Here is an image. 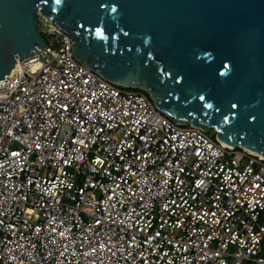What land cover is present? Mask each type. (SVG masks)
Listing matches in <instances>:
<instances>
[{
	"label": "built area",
	"instance_id": "built-area-1",
	"mask_svg": "<svg viewBox=\"0 0 264 264\" xmlns=\"http://www.w3.org/2000/svg\"><path fill=\"white\" fill-rule=\"evenodd\" d=\"M43 20L0 88V264H264V157L176 125Z\"/></svg>",
	"mask_w": 264,
	"mask_h": 264
},
{
	"label": "water",
	"instance_id": "water-1",
	"mask_svg": "<svg viewBox=\"0 0 264 264\" xmlns=\"http://www.w3.org/2000/svg\"><path fill=\"white\" fill-rule=\"evenodd\" d=\"M40 16L106 81L264 157V0H0V88L43 51Z\"/></svg>",
	"mask_w": 264,
	"mask_h": 264
},
{
	"label": "rangeland",
	"instance_id": "rangeland-1",
	"mask_svg": "<svg viewBox=\"0 0 264 264\" xmlns=\"http://www.w3.org/2000/svg\"><path fill=\"white\" fill-rule=\"evenodd\" d=\"M46 25V23L44 22V20H43V17H39V19H38V22H37V25H36V28H37V31H41V29L44 27ZM214 132L213 131H211V136H212V134H213Z\"/></svg>",
	"mask_w": 264,
	"mask_h": 264
},
{
	"label": "trees",
	"instance_id": "trees-1",
	"mask_svg": "<svg viewBox=\"0 0 264 264\" xmlns=\"http://www.w3.org/2000/svg\"><path fill=\"white\" fill-rule=\"evenodd\" d=\"M140 91V90H139ZM140 92H142L143 94H145L147 97H148V95L144 92V91H140ZM149 98V97H148Z\"/></svg>",
	"mask_w": 264,
	"mask_h": 264
},
{
	"label": "bare ground",
	"instance_id": "bare-ground-1",
	"mask_svg": "<svg viewBox=\"0 0 264 264\" xmlns=\"http://www.w3.org/2000/svg\"><path fill=\"white\" fill-rule=\"evenodd\" d=\"M16 73V72H15ZM221 142V141H220ZM222 144H224L223 142H221ZM225 145V144H224ZM246 150V149H245ZM247 151H249V150H247ZM249 152H251V151H249ZM253 153V152H252Z\"/></svg>",
	"mask_w": 264,
	"mask_h": 264
}]
</instances>
